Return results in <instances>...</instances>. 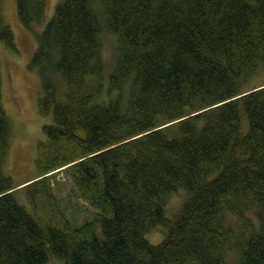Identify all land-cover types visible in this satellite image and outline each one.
<instances>
[{
    "label": "trees",
    "instance_id": "obj_1",
    "mask_svg": "<svg viewBox=\"0 0 264 264\" xmlns=\"http://www.w3.org/2000/svg\"><path fill=\"white\" fill-rule=\"evenodd\" d=\"M16 2L52 120L15 184L0 57V264H264V0H58L41 30L47 0ZM0 40L17 49L1 13ZM62 169L84 222L55 191Z\"/></svg>",
    "mask_w": 264,
    "mask_h": 264
},
{
    "label": "rangeland",
    "instance_id": "obj_2",
    "mask_svg": "<svg viewBox=\"0 0 264 264\" xmlns=\"http://www.w3.org/2000/svg\"><path fill=\"white\" fill-rule=\"evenodd\" d=\"M46 18L36 30H41L55 11L58 0H47ZM0 13L15 35L17 49H11L0 40V57L2 61V102L12 120L11 144L7 154L5 172L13 177L15 184L24 185L34 178L38 171L36 166L38 143L45 139L44 124L50 123L51 115H42L38 109V99L43 89L36 68L30 67L31 58L38 46L35 34L26 28L18 15L16 0H0ZM117 44L115 38L103 34V56L106 71L109 72L116 60ZM52 182L63 204H68V213L76 223L92 217L90 207L81 200L72 185L65 169L52 175ZM20 185V186H21ZM183 192V191H182ZM182 199V195L173 194L168 200V212L172 214ZM19 200L28 204L23 191ZM73 215H72V213ZM147 238L154 244L159 243L164 234L158 226L147 233ZM48 264H64L63 260L52 257Z\"/></svg>",
    "mask_w": 264,
    "mask_h": 264
},
{
    "label": "bare ground",
    "instance_id": "obj_3",
    "mask_svg": "<svg viewBox=\"0 0 264 264\" xmlns=\"http://www.w3.org/2000/svg\"><path fill=\"white\" fill-rule=\"evenodd\" d=\"M6 193H8V191H7V192H5V194H6Z\"/></svg>",
    "mask_w": 264,
    "mask_h": 264
}]
</instances>
